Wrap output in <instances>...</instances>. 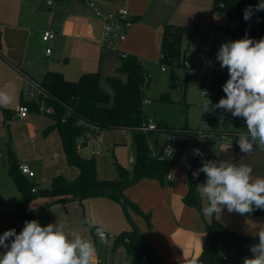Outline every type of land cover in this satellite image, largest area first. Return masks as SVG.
Returning <instances> with one entry per match:
<instances>
[{"label":"crops","instance_id":"0c3cea01","mask_svg":"<svg viewBox=\"0 0 264 264\" xmlns=\"http://www.w3.org/2000/svg\"><path fill=\"white\" fill-rule=\"evenodd\" d=\"M45 1L0 0V22L3 24L0 33V92L12 97L11 103L0 104V212L1 214L10 212L6 216L0 215V236L12 228L14 214L21 201V193L9 173V168L5 172L3 154L6 152L9 154L10 149L13 153L16 151L17 154H14L18 163L26 162L33 170L40 164L42 156H52L58 164L49 171L51 176L62 174L72 180L79 175V169L69 165L66 160L59 132L57 134L54 132L56 130L49 129L53 125L52 122V125H49V120L34 116L32 112L36 110H30L26 118L18 116L23 91L29 88L31 80L41 82L47 71L61 72L70 80L78 79L85 72L99 71L102 87L112 94L113 91L106 79L113 76L127 78L120 70L121 54L134 55L141 58L143 63L159 59L167 23L185 26L186 31L194 29L197 25L196 30L201 28L208 34L210 43L217 39L215 34L211 40L210 30H216L218 27L227 30L238 25L237 21H230L226 14L215 9L214 0H176L171 6L170 0H50L51 3L43 7ZM123 9L129 10L132 19L131 25L125 30L126 39L120 42L117 48L103 46L101 44L103 19L97 12H118ZM48 28L55 30V36L45 42L42 35ZM47 48H51L50 53H47ZM216 73L218 75V72ZM109 130L116 129L104 130L103 134ZM125 132L130 133L133 144L132 133ZM100 135L90 139L86 145L79 148V151L84 157L93 155L96 157L99 178L115 179L117 171L115 172L113 167L120 162L115 161V165L113 162L112 166L104 165L100 158H97L93 147L89 146L92 140ZM159 142L156 141V144ZM209 145L212 148L207 152L215 157L214 162L219 165L223 162L219 151L222 144ZM227 145L232 154L229 163L250 166L253 179L264 177V150L253 146L254 150L244 153L241 152L239 145ZM109 148L102 147L101 151L104 153L111 151L115 156L116 146ZM132 158L135 160L131 155L126 162L134 163L135 161H131ZM177 165L178 163L174 167V172L178 169ZM180 167L182 168V164ZM200 174L202 175V172L195 178H199ZM182 177V182L178 184H172L169 180L166 183L155 178H143L126 188L125 195L143 212H137L128 206L130 212L136 216L135 223L132 221L128 224L124 213L127 209L121 202L107 195L90 196L82 201H62L47 206H44V198L38 197L30 203L28 209L34 212L23 220L17 234L24 227L25 221L36 220L41 226L65 223L66 231L78 233L94 243L97 253L95 264H104L102 260L104 255H100L97 250L98 243L102 242L96 234V227L89 228L85 220L94 222L96 226L102 227L107 234L110 233L109 235L114 237L124 230H132L135 224L164 264L191 263L204 250L209 224L200 218L196 205H187L185 196L191 184L190 180L186 183L189 179L188 174L184 172ZM31 180L40 185L43 177L36 172ZM8 201V205L11 206L9 211L5 207ZM146 214L150 216V224L144 220ZM248 216L244 214L242 217H235V220L243 222V219L248 218L247 221L252 226L243 232L253 230L255 233L259 228V218L263 215ZM217 218L226 227L242 230L234 224L227 223L231 222V219L225 221L221 217ZM155 225L157 228L162 227L164 234H168V241L164 246L154 238V236L157 238L156 233L152 234V227ZM183 239L188 243L186 247L180 242ZM108 241L109 243L104 245L108 246L111 256L114 255V264H133L138 261L135 256L127 253L124 245L114 246V242H110L109 239ZM5 251L6 249L0 246V255ZM97 260H100V263Z\"/></svg>","mask_w":264,"mask_h":264},{"label":"trees","instance_id":"16d2710c","mask_svg":"<svg viewBox=\"0 0 264 264\" xmlns=\"http://www.w3.org/2000/svg\"><path fill=\"white\" fill-rule=\"evenodd\" d=\"M260 2L261 0H214L217 11L226 14L230 21L238 22L236 27L227 29L231 41L243 39L246 33L255 41L264 38V11H253L249 20L244 19V10L249 6L255 9ZM183 34L182 26L172 23L165 25L161 42V64L185 66L182 60L186 53V49L183 48ZM120 70L127 75L126 79L117 76L106 79L113 91L112 94L102 87L99 71L85 72L76 80L67 79L58 71L45 73L39 83L48 92L44 104L46 107H52L53 112H43L54 121L49 129H56L59 132L66 160L69 165L79 169V175L71 181L62 174L56 175L52 178V185L49 189H39L31 178L21 173L20 163L10 149L9 173L21 193V201L14 214L11 229L18 231L23 220L34 212L28 207L38 197L44 198V206H47L62 201H82L90 196L107 195L121 202L125 209L130 206L135 211L143 213L138 205L125 195V189L143 178H155L165 182L167 175L174 170L182 156H178L175 160H160L153 157L148 143L150 132L145 133L140 129L150 117L144 111L146 99L144 88L149 83L150 73L145 69L141 59L129 54L126 56L121 54ZM21 104H27L30 110L40 111V100H27L22 97ZM5 115H7L6 110ZM7 118L6 116L5 119ZM90 125L98 128L99 133L94 132V137L108 129H120L132 133L133 146L137 150L133 173L117 163L115 179L99 178L96 157L81 155L79 148L82 145L79 146L77 143L78 137L90 130ZM87 143L88 140L83 143V146ZM201 164L202 161L199 159L189 173L191 185L185 196L187 205L198 204L194 186L197 178L193 173L199 169ZM33 188L35 191H32ZM256 214L264 215V209L254 208L248 213L250 216ZM145 217L150 224V216L146 214ZM246 239L241 233L213 219L208 226V239L204 250L193 262L195 264H224L217 255L216 245L222 244L224 247L235 245L241 249ZM117 245H124L131 256L146 255L152 264H164L135 224L132 230H124L115 237L114 246ZM193 262L188 264H193Z\"/></svg>","mask_w":264,"mask_h":264},{"label":"clouds","instance_id":"9594fccd","mask_svg":"<svg viewBox=\"0 0 264 264\" xmlns=\"http://www.w3.org/2000/svg\"><path fill=\"white\" fill-rule=\"evenodd\" d=\"M253 11H264V0L244 10V19L251 18ZM221 69L228 70L229 79L223 85L225 97L215 105L218 109L231 112L233 117H243L247 133H240L237 141L241 152L248 153L257 144L264 150V38L255 41L245 34L243 39L223 43L217 54ZM203 111H209L211 100L207 92ZM12 97L0 92V104L11 103ZM250 136L251 142L248 137ZM195 155L203 157L199 149ZM206 175V182L198 185V192L206 198L208 206L203 209L206 216L220 214L223 208L228 212L248 214L256 209H264V177L252 178V168L244 164L207 162L193 173ZM89 228L96 227L101 242L108 244L102 227L85 220ZM65 223L41 226L36 220L25 221L17 234L9 229L0 236V246L6 251L0 255V264H95L96 247L91 240L75 232L65 230ZM72 237L71 239L69 237ZM259 243L253 245L251 258L244 264H264V229L258 232ZM195 264V262H193Z\"/></svg>","mask_w":264,"mask_h":264},{"label":"rangeland","instance_id":"374dc122","mask_svg":"<svg viewBox=\"0 0 264 264\" xmlns=\"http://www.w3.org/2000/svg\"><path fill=\"white\" fill-rule=\"evenodd\" d=\"M175 1L176 0H170L169 5L171 6L172 3H174ZM226 24H228V22H226ZM182 27L184 29L183 48L186 49L185 56L182 58V60H186L187 62H189L191 65L190 68H186L183 65L180 67L164 65L161 64L160 58H156L155 60L151 61H144L143 63L145 69L150 73L149 83L144 88V95L146 99H149V101L144 103V111L151 117L152 122L154 124L164 129L198 127L202 119L201 108L203 107V103L205 100V98L201 94V83L203 77L208 73L215 74L216 72H218L217 77L221 81H227L229 79L228 70L226 68L221 69L220 62H210V58L218 54L221 44L227 42H222L217 37L215 41H212V43H210L208 34L204 33L201 28H198V30H196L197 25H195V28L190 31H186L185 26ZM209 32H211V30ZM208 46L211 47L212 52H208ZM163 67L165 68L163 69ZM30 88L31 85L28 89ZM36 111L32 112L34 116H40L45 121L49 120V125L54 124V121H51L52 118L49 115L44 113L42 110H40V112ZM111 131L113 130H109L106 134H103L102 132V135L92 140L89 146L93 147L97 158H100L101 162L104 165L112 166L113 162L115 165V161H119L120 163L127 166L130 173H133L134 163L126 162L127 159L129 160L131 155H133L135 160L137 159V150L136 147L132 144V137H130V133L122 130L118 131V129L114 130L113 132ZM54 132L58 134L57 130ZM158 140L160 141L161 139L157 135V133L150 132V134H148V143L150 147H155L156 141ZM114 146H116L115 156L111 153V151L108 153H104L101 151L102 147L113 148ZM228 146L229 145L227 144H222L219 147L220 157H222L223 162H230L232 157L231 151ZM211 148V145L205 146L206 151L210 150ZM14 153L17 154L16 151H14ZM188 154L189 148L186 147V149L182 153V158H180L178 162V169H176L175 172L174 170H172L173 174L180 175L181 177L184 176L185 171L184 169L182 170L180 166L181 164L186 162ZM3 157V166H5V172H7L9 167L8 153L6 152L5 154H3ZM42 157L43 159L39 160L40 164L36 165V169L34 171L35 173L37 172L43 177V181L40 182L38 188L46 190L51 187L52 178L54 177L49 174V171L53 167L57 166L58 162L55 158L53 159L52 156L45 155ZM207 162L208 161H203L202 165ZM113 170L115 172L117 171L116 166L115 168L113 167ZM185 173L187 174V172ZM206 179V175L202 172V175L200 174V177L197 178L194 182L196 195L198 197V204H196V208L199 212V216L204 222L208 224L211 223L213 219H218L217 217H221L225 219V221H230L228 219H231V222L227 223L234 224L242 229L235 230L228 226L229 228L237 231L238 233H241L244 237L247 238L246 241L243 242L241 249L239 248V246L235 245L231 247H224L222 244H217L216 252L220 258L224 254L228 255L229 260L227 261V264H244V259L246 257L251 258L253 255V253L250 251V248L253 245L259 243L258 232L261 229H264V215L260 216L259 228L255 230V233L252 232L253 230H248V233L243 232L244 229H250L249 227L252 226V224L247 221L248 218L243 219V222H240L241 220H235V217L239 218L244 215H241L237 212L229 213L226 207L222 209V212L220 214L214 213L212 216H206L203 212V209L208 206V201L206 198H202L197 190L198 185L204 184L206 182ZM68 180L71 181V179ZM166 180L165 182L168 183V180ZM7 192L9 193V191ZM8 204L9 201L5 206L8 209L7 211H9V209L11 208V206ZM124 213L127 217L128 224H131L132 221H134L135 223L136 216L133 215L129 209H127V211L124 210ZM7 214H10V212H5L2 214L0 212V215L6 216ZM246 215L247 217H249L248 214ZM144 220L148 222L147 219ZM150 221L151 220L149 218V222ZM163 231L164 229L162 227L157 228V225L152 227V234L156 233L157 235V238L155 236L154 238L157 239V241H159L160 244L164 246L165 243L168 241V234H164ZM180 242H182L184 247H186V245L188 244L185 239ZM97 250L100 255H104L106 257L105 258L104 256H102L104 264H108L109 262L110 264H114L115 257L114 255L111 256L107 245H104V243H98ZM135 259L138 260L137 262H142L143 260L142 256H135ZM131 260L133 261V259Z\"/></svg>","mask_w":264,"mask_h":264},{"label":"built area","instance_id":"2783aa9c","mask_svg":"<svg viewBox=\"0 0 264 264\" xmlns=\"http://www.w3.org/2000/svg\"><path fill=\"white\" fill-rule=\"evenodd\" d=\"M97 14L103 19V31L101 37V44L110 48H117L120 42L126 39L127 33L126 28L131 25L132 19L130 17L129 10L123 9L118 12H107L103 13L98 11ZM3 24L0 22V33L2 31ZM217 34V37L222 42H230L231 38L227 33V30L218 27L216 30H211L210 38H214V35ZM55 36V30L48 28L44 31L42 39L45 42L50 41ZM208 52H212L210 46L207 47ZM51 52V48H47V53ZM123 56H126V53H122ZM210 62H219L217 60V55H214L210 58ZM183 64L185 67L190 68L191 65L189 62L184 60ZM165 67H163L164 69ZM227 81H221L217 77V73H208L206 74L201 83V94L206 99L203 92H207V98L211 100L209 105V111L204 112L203 107L201 108L202 119L198 127L195 128H160L152 122L151 117L148 118L140 129L142 132H155L160 137V142L151 147V153L153 157H156L160 160H175L178 156H182L183 151L186 147L189 148V154L187 160L182 164V168L189 175L190 171L196 164V162L201 159V161L214 162L215 157L212 154H209L205 150V146L220 145V144H232L238 145L237 141L241 132L247 133V126L243 117H233L231 112H228L224 109H218L215 107L218 104L219 100L225 97L223 92V85ZM31 88L23 91V97L27 100H40L41 106L40 110L45 112H53L52 107H46L44 104L45 97L48 96V92L44 87L36 82L31 80ZM149 99H145V102ZM30 109L27 104H20L18 107L17 114L20 118H26ZM89 131L78 137L77 143L79 146H83L87 140L94 138V132H98V128L95 125H90ZM249 142H251L250 136L248 137ZM81 146V147H82ZM253 146L258 147L257 144ZM193 149H199L204 155L203 157L195 155ZM182 158V157H181ZM131 161L134 162L133 158ZM19 169L21 173L32 178L35 176V171L31 166L26 163H20ZM171 171L167 175V179L172 184H178L182 182V178L179 175L173 174ZM189 179L186 180V183ZM35 191V188L32 189ZM107 238L110 242H114L115 237L109 235L105 232ZM98 236V235H97ZM99 237V236H98ZM100 238V237H99ZM142 262H134L133 264H152L146 255L142 256ZM221 260L224 264H227L229 260L228 255L224 254L221 256ZM100 263V260H97Z\"/></svg>","mask_w":264,"mask_h":264},{"label":"water","instance_id":"95a60500","mask_svg":"<svg viewBox=\"0 0 264 264\" xmlns=\"http://www.w3.org/2000/svg\"><path fill=\"white\" fill-rule=\"evenodd\" d=\"M50 3H51V1H50V0H46V1L44 2V4H43V7H45V6L49 5Z\"/></svg>","mask_w":264,"mask_h":264}]
</instances>
